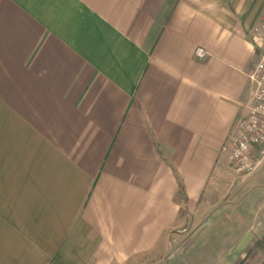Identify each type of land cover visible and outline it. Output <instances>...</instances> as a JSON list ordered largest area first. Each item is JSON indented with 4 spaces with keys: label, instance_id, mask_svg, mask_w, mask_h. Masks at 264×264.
<instances>
[{
    "label": "crops",
    "instance_id": "0c3cea01",
    "mask_svg": "<svg viewBox=\"0 0 264 264\" xmlns=\"http://www.w3.org/2000/svg\"><path fill=\"white\" fill-rule=\"evenodd\" d=\"M263 17L264 0H0V264H128L193 204L191 264L244 262L264 161L236 174L230 138ZM216 205L240 232L205 228Z\"/></svg>",
    "mask_w": 264,
    "mask_h": 264
},
{
    "label": "built area",
    "instance_id": "2783aa9c",
    "mask_svg": "<svg viewBox=\"0 0 264 264\" xmlns=\"http://www.w3.org/2000/svg\"><path fill=\"white\" fill-rule=\"evenodd\" d=\"M253 43L260 55L250 75L255 89L247 110L238 118L230 138L233 144L230 151L232 170L244 178L253 176L264 161V17L254 28ZM195 55L204 60L210 53L198 47Z\"/></svg>",
    "mask_w": 264,
    "mask_h": 264
},
{
    "label": "rangeland",
    "instance_id": "374dc122",
    "mask_svg": "<svg viewBox=\"0 0 264 264\" xmlns=\"http://www.w3.org/2000/svg\"><path fill=\"white\" fill-rule=\"evenodd\" d=\"M191 209L192 213L189 216L187 223L184 227L179 228L178 232L180 235L174 237L176 240L173 241L174 238L171 240L172 245L169 246L168 250L163 251L162 247H158L152 252L134 257V259H132L128 264H191L192 261L189 259L188 255L191 253L189 245L192 243V238L189 241L186 240L189 238L186 236L190 233L192 235L194 232L193 230H195V228L203 222L199 219V215L204 212L203 208L199 204H193ZM188 211V208H184L182 210V215L185 216L188 214ZM230 211L220 212L217 205L212 207L208 214L210 220L208 224L205 225V228L208 230H221L226 227H235L236 230L240 232L244 224H239V222H237L238 220H235V217L233 218V216H229V225L223 223L224 213H229ZM243 213L244 211L241 210L238 215L242 216ZM208 237L213 238L211 235ZM204 238L206 237L204 236ZM260 244L264 245V243ZM240 264H264V246L260 245L256 250L250 251L246 256L245 261Z\"/></svg>",
    "mask_w": 264,
    "mask_h": 264
},
{
    "label": "trees",
    "instance_id": "16d2710c",
    "mask_svg": "<svg viewBox=\"0 0 264 264\" xmlns=\"http://www.w3.org/2000/svg\"><path fill=\"white\" fill-rule=\"evenodd\" d=\"M176 199L182 203V201H187V197H186V194H185V189H184V186L179 183V189H178V193H177V197ZM260 243H264V238H261L258 242H257V247H259L260 245L261 246H264L263 244H260Z\"/></svg>",
    "mask_w": 264,
    "mask_h": 264
}]
</instances>
